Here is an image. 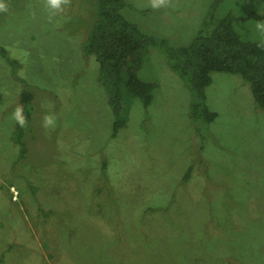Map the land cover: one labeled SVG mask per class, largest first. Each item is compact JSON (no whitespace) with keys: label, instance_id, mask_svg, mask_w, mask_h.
<instances>
[{"label":"rangeland","instance_id":"rangeland-1","mask_svg":"<svg viewBox=\"0 0 264 264\" xmlns=\"http://www.w3.org/2000/svg\"><path fill=\"white\" fill-rule=\"evenodd\" d=\"M90 1L0 9V45L20 62L0 53V264H264V110L250 83L214 72L208 103L219 115L194 119L190 89L155 49V98L135 100L115 132L99 64L81 51ZM128 1L139 9L128 18L184 45L214 0ZM251 10L264 14V0H224L219 14ZM257 25L237 26L264 41Z\"/></svg>","mask_w":264,"mask_h":264},{"label":"trees","instance_id":"trees-1","mask_svg":"<svg viewBox=\"0 0 264 264\" xmlns=\"http://www.w3.org/2000/svg\"><path fill=\"white\" fill-rule=\"evenodd\" d=\"M223 1L211 3L200 28L184 45H173L168 38L149 33L141 23L128 18L127 12H139L128 0L90 1L92 6L95 4V10L89 25L80 26L79 33L84 37L81 51L86 58L93 56L99 64L98 79L110 95L115 132L128 122L135 100L148 107L155 98L160 87L151 63L155 49L164 54L168 69L190 89V116L194 119L211 122L219 115L208 103L207 88L213 81L214 72L241 75L250 83L255 103L264 110V41L247 38V33L241 30L243 28L238 29L237 26L249 18L264 23V14L251 10L247 16L232 11L226 14L221 11L223 14L220 15ZM152 11L153 8H147L140 12L147 14ZM0 53L14 66L20 65V62L9 58V51L2 45ZM148 65H151V73L146 70ZM23 91V99L32 101L30 91L27 88ZM19 131L17 128L16 138L22 143ZM24 147L22 144L23 154L26 152ZM191 165L185 180L192 174ZM32 188L35 191V187Z\"/></svg>","mask_w":264,"mask_h":264},{"label":"clouds","instance_id":"clouds-1","mask_svg":"<svg viewBox=\"0 0 264 264\" xmlns=\"http://www.w3.org/2000/svg\"><path fill=\"white\" fill-rule=\"evenodd\" d=\"M165 0H152V7L153 8H159L164 4ZM48 6L51 9L59 10L64 3V0H47ZM5 7L4 0H0V9H3ZM258 28H261L264 30V26L257 25ZM13 119L16 120L17 123H19L21 126H24L26 120L23 115V109L22 107H17L15 111L12 113ZM53 123V118L51 116L45 117V125H50Z\"/></svg>","mask_w":264,"mask_h":264},{"label":"built area","instance_id":"built-area-1","mask_svg":"<svg viewBox=\"0 0 264 264\" xmlns=\"http://www.w3.org/2000/svg\"><path fill=\"white\" fill-rule=\"evenodd\" d=\"M13 192H15L16 196L18 195V191L15 188L13 189Z\"/></svg>","mask_w":264,"mask_h":264}]
</instances>
